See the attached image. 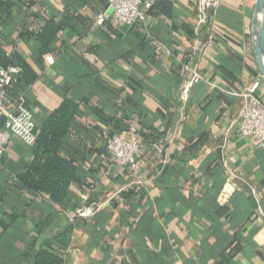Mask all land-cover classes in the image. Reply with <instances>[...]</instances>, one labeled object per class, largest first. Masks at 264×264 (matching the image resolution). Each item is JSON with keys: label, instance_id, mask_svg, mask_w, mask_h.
<instances>
[{"label": "crops", "instance_id": "crops-1", "mask_svg": "<svg viewBox=\"0 0 264 264\" xmlns=\"http://www.w3.org/2000/svg\"><path fill=\"white\" fill-rule=\"evenodd\" d=\"M154 1L148 24L129 27L105 0H0V45L27 66L17 65L37 128L65 100L77 106L61 145L77 177L63 202L20 180L34 145L14 136L6 147L0 264H36L43 250L63 264H264V148L233 127L232 92L261 75L256 0H219L204 24L198 0ZM191 70L202 80L184 102ZM131 121L142 136L137 173L105 146V133L127 136ZM86 205L99 207L78 215Z\"/></svg>", "mask_w": 264, "mask_h": 264}, {"label": "built area", "instance_id": "built-area-1", "mask_svg": "<svg viewBox=\"0 0 264 264\" xmlns=\"http://www.w3.org/2000/svg\"><path fill=\"white\" fill-rule=\"evenodd\" d=\"M108 9L116 23L126 26L136 24H148L147 12L150 10L154 0H106ZM219 0H198L197 20L199 24L208 21L209 10L216 9ZM214 12V11H213ZM106 18L104 13L98 15L97 22L103 23ZM18 37L16 45L21 42ZM16 46L7 52L10 56L15 53ZM52 61V57L48 56ZM20 74V68L17 65L3 66L0 63V162L4 156L6 147L15 136L20 138L25 144L33 146L37 139V123L32 108L28 105L23 92L16 97H12L10 90ZM202 76L197 71L191 70L184 78L180 100L186 101L190 95L192 86L200 82ZM262 76L255 78L250 84L238 93L232 92L240 98L241 110L239 118L233 122L235 132L242 136L255 138L258 148H264V99L259 93L263 84ZM105 146L108 152L113 156L115 163L120 166L130 167L133 173H137L141 166L138 159L141 144V132L134 121L129 123L127 136L111 135L105 133ZM235 184L232 180L223 188L225 194L234 190ZM250 191L258 202L259 210L261 208L260 193L252 186ZM99 206L86 205L77 208L76 213L80 216H89L94 214ZM264 248V243H263Z\"/></svg>", "mask_w": 264, "mask_h": 264}, {"label": "trees", "instance_id": "trees-1", "mask_svg": "<svg viewBox=\"0 0 264 264\" xmlns=\"http://www.w3.org/2000/svg\"><path fill=\"white\" fill-rule=\"evenodd\" d=\"M106 1V0H105ZM49 28V27H48ZM51 33L54 32L50 29ZM24 29L22 28L20 38L22 39ZM44 28L40 33L41 39L45 42L43 34ZM16 52L8 55L7 51L0 45V63L3 66L23 64ZM22 62V63H21ZM22 64V65H21ZM21 71L16 78L13 88L10 90L12 97H16L22 92L23 80ZM77 106L65 100L62 105L53 112L44 123L37 128V139L34 144V158L27 170L20 176L27 189L39 194H45L52 200L61 203L68 196L72 183L77 177V163L71 158L66 157L61 152L63 138L70 133L71 124L75 120ZM36 264H63L62 260L55 257L48 250L39 253Z\"/></svg>", "mask_w": 264, "mask_h": 264}, {"label": "water", "instance_id": "water-1", "mask_svg": "<svg viewBox=\"0 0 264 264\" xmlns=\"http://www.w3.org/2000/svg\"><path fill=\"white\" fill-rule=\"evenodd\" d=\"M213 14V10H209ZM253 44L258 68L264 81V0H256L253 17Z\"/></svg>", "mask_w": 264, "mask_h": 264}]
</instances>
